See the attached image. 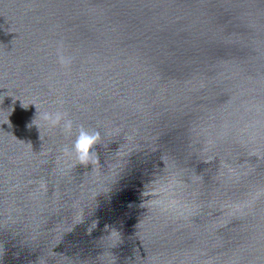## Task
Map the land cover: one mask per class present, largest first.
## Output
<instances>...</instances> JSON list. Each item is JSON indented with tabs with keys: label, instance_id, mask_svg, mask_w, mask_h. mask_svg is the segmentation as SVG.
<instances>
[{
	"label": "water",
	"instance_id": "1",
	"mask_svg": "<svg viewBox=\"0 0 264 264\" xmlns=\"http://www.w3.org/2000/svg\"><path fill=\"white\" fill-rule=\"evenodd\" d=\"M0 264H264V0H0Z\"/></svg>",
	"mask_w": 264,
	"mask_h": 264
},
{
	"label": "clouds",
	"instance_id": "2",
	"mask_svg": "<svg viewBox=\"0 0 264 264\" xmlns=\"http://www.w3.org/2000/svg\"><path fill=\"white\" fill-rule=\"evenodd\" d=\"M58 59L61 65L71 63V57H66L62 53H58ZM60 103L62 104L63 102L60 101ZM37 109L39 111L37 118H39L46 126L50 128H59L62 133L67 135H71L75 128L76 134L71 147L64 146L61 149V152L65 156L74 157L76 165L82 164L87 166L88 164L95 165L99 163L98 155L95 151L96 146L101 144L103 140L102 134L99 130H90L83 124L78 126L75 125V122L66 111L58 109L54 112H41L38 107ZM38 126L40 128V125Z\"/></svg>",
	"mask_w": 264,
	"mask_h": 264
}]
</instances>
